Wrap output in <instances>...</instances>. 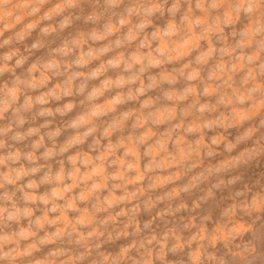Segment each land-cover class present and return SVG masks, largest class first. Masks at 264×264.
<instances>
[{"label": "rangeland", "instance_id": "1", "mask_svg": "<svg viewBox=\"0 0 264 264\" xmlns=\"http://www.w3.org/2000/svg\"><path fill=\"white\" fill-rule=\"evenodd\" d=\"M0 264H264V0H0Z\"/></svg>", "mask_w": 264, "mask_h": 264}]
</instances>
